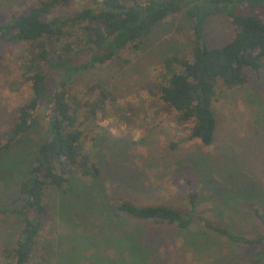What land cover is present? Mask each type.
<instances>
[{
  "label": "rangeland",
  "instance_id": "rangeland-1",
  "mask_svg": "<svg viewBox=\"0 0 264 264\" xmlns=\"http://www.w3.org/2000/svg\"><path fill=\"white\" fill-rule=\"evenodd\" d=\"M32 1L0 0V22ZM82 4L77 1L70 9ZM260 11L264 14V8ZM232 34L233 25L224 16L208 19V45L223 43ZM190 40L191 21L175 14L153 28L136 49H125L72 78V91L82 102L89 98L86 86L93 83L117 97L105 101L103 110L84 123V143L101 174L96 179L78 176L64 192L45 190L40 232L28 264H132L137 258L127 255L131 240L142 249L146 264H241L254 257L258 247L234 244L201 224L179 229L109 214L110 205L124 200L188 208L190 188L198 192L195 213L235 233L264 230L253 214L257 206L264 217V70L258 77L250 74L244 87H217L211 145L182 141L189 124L177 122L174 112L150 94L149 84L160 77L156 68L164 58L186 53ZM21 48L18 42L0 40V139L30 96L26 86H15ZM37 120L31 132L0 153V211H6L0 214V264L6 262L1 249L14 246L22 226L12 210L22 204L17 189L28 168L23 162L29 163L45 130L40 114ZM134 178L137 183H130Z\"/></svg>",
  "mask_w": 264,
  "mask_h": 264
},
{
  "label": "trees",
  "instance_id": "trees-1",
  "mask_svg": "<svg viewBox=\"0 0 264 264\" xmlns=\"http://www.w3.org/2000/svg\"><path fill=\"white\" fill-rule=\"evenodd\" d=\"M77 1L84 6L71 10ZM260 8H264V0H35L0 22V40L22 44L15 86H26L30 95L1 137L0 153L31 132L37 114L46 123L29 163L23 162L28 168L17 189L22 204L12 210L20 216L22 226L14 246L1 249L5 264L31 261L47 188L64 192L67 183L79 180L78 176L100 177L101 170L84 143V123L103 110L105 101L115 102L117 97L93 83L86 86L89 98L82 102L72 91V78L107 63L125 49H136L153 28L182 13L191 21L190 49L164 58L156 68L160 77L149 84V92L174 112L177 122L189 124L188 136L182 141L197 140L209 146L217 128L212 108L217 87H244L252 79L250 74L258 77L264 70V14ZM216 15L230 21L233 34L223 43L208 45L205 26ZM175 146L177 143H171ZM120 177L117 172L116 178ZM134 182L136 178L130 183ZM197 197L198 192L188 188V208L162 203L139 206L124 200L110 205L109 214L124 213L179 229L201 224L234 244L258 247L254 257L241 264H261L264 230L251 235L235 233L195 213ZM253 214L264 225L259 207H254ZM130 242L127 255L137 258L132 264H146L142 249L134 240Z\"/></svg>",
  "mask_w": 264,
  "mask_h": 264
}]
</instances>
